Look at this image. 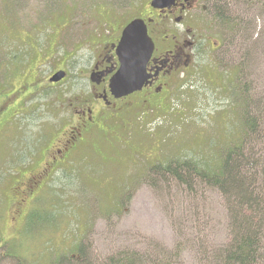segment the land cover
I'll list each match as a JSON object with an SVG mask.
<instances>
[{
	"label": "rangeland",
	"instance_id": "obj_1",
	"mask_svg": "<svg viewBox=\"0 0 264 264\" xmlns=\"http://www.w3.org/2000/svg\"><path fill=\"white\" fill-rule=\"evenodd\" d=\"M61 2L0 0V87L11 90L43 64L40 76L64 60L71 73L67 85L45 90L0 135V264H154L165 249L173 264H215L213 251L230 241L224 198L192 173L183 184L164 169L192 161L217 170L248 134L250 147L256 134L264 141V0H215L214 32L223 39L218 50L201 53L157 116L131 120L118 137L99 136L70 170L34 199L28 195L24 212L31 218L13 230L7 218L11 182L58 136L59 127L49 125L52 99L84 84L76 73L82 59L60 62V51L50 63L44 60L56 50L62 22L40 24L38 8ZM247 117L255 121L253 131ZM254 146L256 152L264 148ZM11 233L17 235L7 239Z\"/></svg>",
	"mask_w": 264,
	"mask_h": 264
},
{
	"label": "flooded vegetation",
	"instance_id": "obj_2",
	"mask_svg": "<svg viewBox=\"0 0 264 264\" xmlns=\"http://www.w3.org/2000/svg\"><path fill=\"white\" fill-rule=\"evenodd\" d=\"M45 1L49 0H39ZM63 1L48 8L45 4L38 8L40 24L62 22L56 50L49 60H44L50 63L60 51L63 54L60 62L64 57L82 59L76 73L80 74L78 80L84 84L79 82L70 96L65 93L61 98L52 99L54 117L49 125L54 129L59 127L58 136L50 148L33 154L36 158L33 162L24 164L23 170L29 171L16 178L13 185L11 182L12 199L7 218L13 230L18 222L26 225L31 218L32 214L25 215L24 212L28 195L34 199L54 177L70 170L78 154L99 136L118 137L120 133L128 132L131 120L139 122L157 116L169 103V95L178 80L186 77V73L196 68L198 60L203 59L201 53L209 49L214 53L223 44L221 36L214 32L219 27L215 0H172L171 5L158 9L152 6V0L147 1L146 7L142 0ZM137 19L146 24L154 45L146 65L149 78L140 91L117 98L110 88L112 78L120 70L117 48L126 27ZM68 64L69 61L64 60L52 73L40 76L43 64L34 69L36 75L31 70L11 90L0 87V135L17 118L35 107L45 90L60 89L69 83ZM64 73L63 80L52 82ZM15 235L11 233L7 239L11 240Z\"/></svg>",
	"mask_w": 264,
	"mask_h": 264
},
{
	"label": "trees",
	"instance_id": "obj_3",
	"mask_svg": "<svg viewBox=\"0 0 264 264\" xmlns=\"http://www.w3.org/2000/svg\"><path fill=\"white\" fill-rule=\"evenodd\" d=\"M222 1L217 0V4ZM225 24L228 29L237 30L233 22L225 20ZM254 122L247 117L246 125L251 131ZM252 133L226 152L217 170L202 168L192 161L164 169L183 184L188 183V173H192L224 198L229 215L230 241L213 251L215 264H264V148L256 152L254 146L264 145V141L259 143L256 134L250 147L248 139L252 140ZM169 252L165 249V256L154 264H173Z\"/></svg>",
	"mask_w": 264,
	"mask_h": 264
},
{
	"label": "water",
	"instance_id": "obj_4",
	"mask_svg": "<svg viewBox=\"0 0 264 264\" xmlns=\"http://www.w3.org/2000/svg\"><path fill=\"white\" fill-rule=\"evenodd\" d=\"M172 3V0H152V6L157 9ZM122 36L117 48L120 70L112 78L110 85L117 98L140 91L149 78L146 73V65L154 51L153 42L147 33V26L140 19L131 22ZM65 76L66 73L60 74L52 82H60Z\"/></svg>",
	"mask_w": 264,
	"mask_h": 264
}]
</instances>
